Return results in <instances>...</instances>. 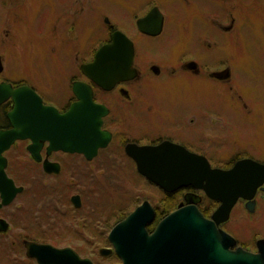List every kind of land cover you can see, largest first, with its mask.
Wrapping results in <instances>:
<instances>
[{
  "label": "flooded vegetation",
  "instance_id": "obj_1",
  "mask_svg": "<svg viewBox=\"0 0 264 264\" xmlns=\"http://www.w3.org/2000/svg\"><path fill=\"white\" fill-rule=\"evenodd\" d=\"M171 1L172 5L175 4L177 11L173 18L165 12L163 0H150L151 3L148 6L141 5L139 1H132L130 6L132 9L135 6L139 7V14L134 19V27L131 24V19L127 18L128 15L126 14L125 23L122 18L120 22L116 21L114 19L116 15H114V18L111 17L110 2L105 5L104 10L108 14L104 18L106 26L105 28L101 26L98 32L105 34L107 38L97 45L92 44V41L95 42L96 40V34L87 39V43L90 40L89 44L75 40L77 46H75L76 50L72 54L73 58L60 62L61 74L66 75L68 81L65 82L64 77L61 78L58 92L54 96L55 99L47 98L53 96L50 94L47 96L38 87L25 80L20 83L7 80L0 81V83L12 84L15 89L28 87L33 90L42 100L44 111L49 112L50 116H53V111H56L59 115H65L72 107H75L78 111L76 118H78L80 114L92 115L95 105L103 107L106 113L102 119V132L110 136L107 145L100 146L97 152L91 150L94 142L91 140L90 130L84 132L78 130L75 135L71 134L66 137L60 133L58 134L60 139L55 140V142L51 134L45 133L40 137L42 140L35 141L37 136L31 132L33 125L29 124L31 121L29 119L28 124L25 125L27 136L23 140H16L8 149H5L9 143L8 133L15 129L9 118V114L15 107V102L10 98L0 105V264H5L4 262L7 263L8 261L9 264H32V261L39 264L36 257L29 255L28 245H51L48 244L46 238L43 239L44 234L47 235L46 230H44L47 224L45 213L46 211L48 213L49 201L50 203L54 201V196L51 193L48 194V181L51 180L66 179L72 181L71 186L74 185L73 192L75 193L69 201L65 199L64 195H61V192L57 195L56 201L66 203V210H68V214L64 210V212L60 211V216L63 219L69 214L87 217V220L80 221L79 225L68 224L69 226H67L72 227L73 231L81 229L83 232L88 231L94 235L100 234L101 237L100 230L104 229L101 224H105L108 218H104L99 226L95 225L92 210L89 208L84 209L85 193L80 190L78 182L80 173H84L85 170L89 173L92 164L98 159L102 158L101 160L104 163L107 162L108 158H111L112 161L115 159V163L117 162L116 164L119 166L123 164V159H126L135 165L138 173L137 162L132 157L134 151L137 154V149L142 147L159 148L168 145L172 149L174 161L178 164L181 162L188 164L193 157H195L194 160L199 161L206 159L213 169L224 171H229L239 162L247 160L264 164V162L256 159L234 154L225 162V164L230 165L229 168L216 167L217 164L224 163L217 162L211 156L213 154V144H218V141L219 143H225L227 139L221 136L218 140H215V138L209 136L208 144H206V141L199 139L203 137L202 133H205L204 131L207 129L208 120L204 119V115H201L205 109L195 110L200 116L198 120L192 118L191 110L180 109L175 111V109L178 110L179 108H185L186 105H191L193 100H180L179 105L176 104V107L169 105L173 110H167L160 104L165 102L154 97V87L159 84L160 87L163 84V90H165V85L172 82L175 84L176 91L182 93V89L188 83L183 82L186 80L192 81L193 79L202 80V84L208 82L207 85L215 84L221 88L227 86L232 90V85L236 79L242 80L243 74L252 73V70L255 69L253 63L250 72L242 71L244 73L240 74L239 71L241 70L239 68L246 65H237L239 53L241 51L246 52L241 47L239 38L237 11L240 0ZM93 13H96L95 9H93ZM179 16L187 17V20L180 22ZM74 26L75 23H73V29L75 30ZM132 27L136 34H133ZM196 27H198L197 31H195ZM117 33L125 35L133 43L132 75L128 79L118 80L114 84L110 83L106 85V88H102L87 75L84 69H90V65L95 62L101 49L115 47L116 51H119V46H113ZM182 33L183 36L181 37ZM171 42H174V44L170 45ZM173 52L177 53V56L173 55ZM181 53H183V56ZM105 58L108 64L117 63L122 58V54L107 50ZM235 70H238L237 73ZM68 73L71 75L68 76ZM181 84L183 86L178 87ZM207 95L214 96L219 100V106H223L224 109V96L219 93H203L199 99L194 100V103L201 104L205 102L203 96ZM150 96L154 98L149 99ZM238 99L241 105H234L238 107L235 112L240 113L239 117H246L248 120V118H251L250 99L247 101L241 96H238ZM150 101L156 102L163 109L157 112H153L151 109L148 113L146 107ZM37 105L39 106V103ZM151 115H154V117ZM90 121L91 119H87L86 123L90 124ZM209 122L214 128L219 125L223 126V121L218 118L211 119ZM194 133H198L197 139L194 137ZM227 143H229V140H227ZM59 145H70L74 149L81 147L86 151H64V149H59ZM19 146L25 148L28 154L25 170L18 167L19 163L14 165L7 156L9 152ZM216 148L218 149V146ZM105 152L107 156H105ZM114 152L117 153L115 155L118 158L108 157V153ZM218 153L220 154V152ZM20 164L23 167L22 163ZM56 187L61 188L58 184H56ZM70 189L71 187H68L63 192H69ZM166 195L169 197L180 196L174 205L171 202L170 206L173 211L170 214L180 207H187L191 204L196 206L206 218L210 219L221 207L220 202L211 200L203 190H198L192 186L166 193ZM32 196L34 206H31ZM259 198L264 199V184L258 188L251 201L239 199L232 209L229 220L218 225V229L227 233L236 241V245L231 250L242 248L252 253L258 252V243L264 240L263 237L257 236L252 244H245L226 227L239 205L244 206L251 213H256L259 207ZM121 203L123 207H127L124 201ZM137 207L133 210L126 209L125 215L118 217L114 225L109 228L108 237L106 238L104 235L109 247L101 250L103 256H105L103 254L105 253L104 250L110 251L106 256L108 258L117 256L113 251L110 234L115 226L124 222L139 208ZM154 210L156 220L147 228L150 234L156 230L164 218L170 215L159 217V208L154 207ZM94 229L98 231L95 232ZM53 247L57 249L69 248L81 258H86L78 249Z\"/></svg>",
  "mask_w": 264,
  "mask_h": 264
},
{
  "label": "rangeland",
  "instance_id": "obj_2",
  "mask_svg": "<svg viewBox=\"0 0 264 264\" xmlns=\"http://www.w3.org/2000/svg\"><path fill=\"white\" fill-rule=\"evenodd\" d=\"M132 1H139L141 5L146 6L151 3L150 0H0V57L3 59L4 66L0 81L20 83L25 80L38 87L47 96L48 94L53 96L47 97L52 100L58 92L61 78L64 77L65 82L68 81L66 75L61 74L60 62L73 58L72 54L77 46L75 40L89 44L90 40L87 43V39L96 34V40L92 41V44L97 45L107 38L105 34L98 31L101 26L104 28L106 26L104 18L108 14L105 13L104 6L109 2L111 17L114 18L116 15L114 18L116 21L120 22L122 18L125 23V17L128 15L127 18L131 19L134 27V19L139 14V7L135 6L132 9L130 7ZM163 4L165 12L173 18L177 12L175 4L172 5L171 0H163ZM93 9L96 11L95 14ZM237 15L240 45L246 50L239 53L237 65H246L239 68L240 74H243L250 72L254 63L255 69L252 73L243 74L242 80L236 79L232 90L227 86L221 88L215 84L207 85L208 82L202 84V80L198 79L181 81L188 82L182 89V93L176 91L175 84L172 82L165 85V90H163V84L161 87L160 84L154 87V97L168 104L166 107L165 103L159 102L167 110H173L169 105L176 107L180 100L191 99L193 100L191 105L175 109V111L191 110L192 118L199 120L200 116L195 110L205 109L201 115L208 120L207 129L205 133H202L203 137L199 139L206 141V144L209 143V136L215 140L224 136L229 140V143L225 140V143L218 141V144H213L211 156L217 162L224 163L216 165L221 169L229 168L230 165L225 162L234 154L264 162V0H240ZM178 18L180 22L187 20V17L179 16ZM73 23H75V30ZM133 27V34H136ZM180 36L182 37L183 33ZM173 44L174 42H171L170 45ZM174 54L177 56V53L173 52ZM181 54L183 56V53ZM237 71L235 70L236 73ZM70 75L68 73V76ZM181 86L183 85L178 87ZM203 93L222 94L224 109L223 106H219L220 101L214 96H203L205 102L194 103V100L199 99ZM238 96L244 97L247 101L250 99L251 118L248 120L246 117H239L240 113L235 112L238 107L234 105H241ZM154 97L150 96L149 99ZM151 109L157 112L163 108L156 102L150 101L146 110L149 113ZM151 116L154 117V115ZM215 118L222 120L223 126L212 127L209 121ZM197 135L198 133H194L196 139ZM115 154L117 153H108V157L118 158ZM7 156L14 165L19 163L18 167L25 170L26 159H28L25 148L19 146ZM101 159L92 164L89 173L85 170L78 178L79 188L85 193L84 198H86L84 209L92 210L90 211L94 214L95 225L99 226L104 218H108L105 224H101V227H104L100 230L101 237L100 234L94 235L88 231L83 232L81 229L73 231L72 227H68L79 225V222L86 221L87 217L69 214L63 219L60 216V211L64 210L68 214V210H66V203L56 201L58 193L61 192L68 201L75 193L74 185L71 186L72 181L61 179L48 181V194L51 193L54 196L53 203L57 207V212L55 205L49 201L48 213L47 211L45 213L47 224L44 227L47 235L44 234L43 239L46 238L48 244L55 247L78 249L94 264H122L118 256L108 258L101 254V250L109 247L104 235L108 237L109 228L114 225L117 218L124 216L126 209L133 210L145 202H149L153 208H159V217L168 215L165 213L171 210V202L174 205L180 196H167L166 191L150 182L141 173L138 172V174L135 165L126 159H123V164L120 166L116 164L117 162L115 163V159L112 161L108 158L106 163ZM56 184L61 188H57ZM68 187H71L70 191L64 193L63 190ZM33 200L32 196L31 206H34ZM122 201L127 204V207H123ZM258 204L256 213H251L244 206L239 205L227 224L226 228L242 243L252 244L257 236L264 238V199L259 198ZM94 231L98 230L94 229ZM4 263L9 264V261ZM32 264L36 263L32 261Z\"/></svg>",
  "mask_w": 264,
  "mask_h": 264
},
{
  "label": "water",
  "instance_id": "obj_3",
  "mask_svg": "<svg viewBox=\"0 0 264 264\" xmlns=\"http://www.w3.org/2000/svg\"><path fill=\"white\" fill-rule=\"evenodd\" d=\"M118 34L113 46H119V51L115 47L101 49L90 69H84L102 88L132 75L133 43L125 35ZM107 50L120 52L122 58L117 63L108 64L105 58ZM3 72L0 57V74ZM10 98L15 102L9 114L15 129L8 133L9 143L5 149L27 136L25 125L29 119V124L33 125L31 132L37 136L35 141L42 140L40 137L45 133L51 134L55 142L60 139V133L66 137L75 135L78 130H90L94 142L91 150L97 152L100 146L107 145L110 140V136L102 132V119L106 113L103 107L95 105L92 115L80 114L78 118L75 107L65 115L53 111V116H50L49 112L44 111L40 97L30 88L15 89L12 84L0 83V105ZM87 119H91L90 124L86 123ZM58 147L64 151H86L81 147L71 148L70 145ZM171 150L168 145L142 147L137 149V154L134 151L132 157L137 162L139 173L167 193L192 186L203 190L211 200L220 202L221 207L210 219L194 205L180 207L164 218L150 234L147 228L155 222L156 212L149 202H145L124 222L115 226L110 234L113 251L122 264H264V240L259 241L257 253L242 248L231 250L236 241L218 229L220 223L229 220L239 199L251 201L258 188L264 184V164L247 160L224 171L213 169L206 159L194 160L195 157L188 164H178ZM28 249L29 255L36 257L39 264H94L69 248L28 245ZM104 252L105 256L110 253L109 250Z\"/></svg>",
  "mask_w": 264,
  "mask_h": 264
},
{
  "label": "trees",
  "instance_id": "obj_4",
  "mask_svg": "<svg viewBox=\"0 0 264 264\" xmlns=\"http://www.w3.org/2000/svg\"><path fill=\"white\" fill-rule=\"evenodd\" d=\"M173 211V209L172 210H169L167 213H165V214H170L171 212Z\"/></svg>",
  "mask_w": 264,
  "mask_h": 264
}]
</instances>
